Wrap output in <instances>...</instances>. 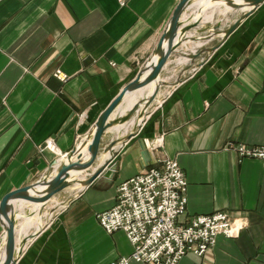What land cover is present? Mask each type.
I'll use <instances>...</instances> for the list:
<instances>
[{"label": "crops", "instance_id": "obj_1", "mask_svg": "<svg viewBox=\"0 0 264 264\" xmlns=\"http://www.w3.org/2000/svg\"><path fill=\"white\" fill-rule=\"evenodd\" d=\"M124 1L0 0V203L48 173L93 128L152 56L180 0ZM197 11H188L184 22H195ZM237 15L224 5L209 7L202 24L224 28ZM218 43L198 40L179 50L196 54ZM57 70L69 76L66 83ZM179 77L181 84L161 91L139 134L116 147V179L98 177L62 192L53 217L46 214L42 228L30 231L17 264H110L129 256L126 234H107L97 215L113 208L122 182L170 159L189 183L180 224L217 211L249 222L238 238L218 236L205 255L188 254L179 264H264V161L241 160L230 148L264 146V4L214 53L173 56L162 79ZM159 136L163 146H146L145 155L142 140ZM50 142L55 149L47 148Z\"/></svg>", "mask_w": 264, "mask_h": 264}, {"label": "water", "instance_id": "obj_2", "mask_svg": "<svg viewBox=\"0 0 264 264\" xmlns=\"http://www.w3.org/2000/svg\"><path fill=\"white\" fill-rule=\"evenodd\" d=\"M215 1V0H214ZM223 5L227 8V13L237 11L236 20L228 26L222 28V23L203 25L202 18L195 20L193 23L184 22V18L188 11L196 7L195 0H180L175 9L166 30L161 35L159 42L155 47L152 56L145 61L136 77L126 84L117 96L104 109L102 114L96 120L93 128L82 137L81 141L66 154L60 155L54 159L48 169V173L44 174L37 181L25 185V187L11 190L7 193L0 203V224L5 235V261L2 264H17L22 249L26 246L27 240L31 235H27L21 242L17 244V227L21 219L23 203L42 204V213L49 203L53 202L56 195L68 190L70 187L80 184L84 189L95 184L98 177L108 179L112 182L116 179L118 173V162L113 163L116 159V147L121 143L132 140L139 134L140 126L123 135H118L112 139L109 144L104 146V138L106 134L112 130L135 118L143 116V123L146 121L148 114L153 110L155 102L161 95V91L168 87L177 86L182 83L181 77L175 82L162 79V73L167 67L168 61L173 56H189L190 59L196 60L203 55L207 56L214 53L221 43L235 32L244 20L251 16L258 9L264 0H223ZM210 7H214L211 5ZM202 14V9L197 11ZM196 31L195 36H189L188 33ZM219 41L216 46L210 48H202L196 54H185L179 49L188 42L210 41L211 39ZM206 58V57H205ZM197 66L204 65V61L197 63ZM187 68L185 72L189 71ZM153 82L157 85L150 97L141 98L132 107L128 108L125 113L122 109L127 104L130 96L139 93L140 90L146 88ZM88 145L87 153H79L78 145ZM145 155L150 154L146 148L145 140H142ZM101 153H109L111 157L103 162L92 173V168L96 167L97 161ZM113 163V164H112ZM87 174L82 180L79 177ZM77 174V175H76ZM25 214H31L32 211L28 206L24 210ZM54 215V212H50ZM0 238V246H1Z\"/></svg>", "mask_w": 264, "mask_h": 264}, {"label": "built area", "instance_id": "obj_3", "mask_svg": "<svg viewBox=\"0 0 264 264\" xmlns=\"http://www.w3.org/2000/svg\"><path fill=\"white\" fill-rule=\"evenodd\" d=\"M120 5H125L120 0ZM115 66V64H112ZM62 83L69 76L61 70L54 73ZM162 106V102L158 107ZM164 138L146 140L152 150L163 146ZM55 149L53 142L47 145ZM239 158L264 161V146L245 143L230 144ZM188 180L176 160H165L160 167L151 168L122 182L112 209L97 215L105 232L113 235L123 231L132 243L133 251L110 264H179L188 254L202 257L217 244L218 236L238 238L248 226L246 215L216 213L192 217L187 224L179 218L186 214Z\"/></svg>", "mask_w": 264, "mask_h": 264}, {"label": "bare ground", "instance_id": "obj_4", "mask_svg": "<svg viewBox=\"0 0 264 264\" xmlns=\"http://www.w3.org/2000/svg\"><path fill=\"white\" fill-rule=\"evenodd\" d=\"M195 4L198 6V8L202 9V11L208 9L211 5L213 6H221L223 5V0H195ZM219 9V8H218ZM225 15V14H224ZM202 16V14L197 15V17L194 20L199 19ZM208 20V19H207ZM157 83L153 82L146 88L142 89L139 91V93L133 94L132 96L129 97L127 104L125 107L122 109V113H125L128 108L132 107L136 102L139 101V99L144 98L147 99L150 97L156 87ZM160 98V97H159ZM143 121V116H140V118H135L132 119L131 121L125 123L123 126H119L116 129L112 130L117 132L119 135L125 136L128 134L130 131L136 130L140 124ZM87 146H84L83 143L78 145V152L79 153H87ZM147 148V147H146ZM100 159L105 162L107 159L111 157V154L109 153H101ZM77 175V174H76ZM82 177V176H81ZM80 179V177H79ZM77 188L80 187V184L75 185ZM28 206L30 210L32 211L31 214H25L24 210ZM42 204H25L23 203L22 205V211L20 212L21 219L19 220V225L17 227V244L21 242L27 235L29 236V233L32 229H37L40 230L43 226L44 223V216L46 215L44 212L42 213L41 210ZM61 206H64L62 204ZM58 208V207H55ZM54 208V209H55ZM49 219L53 217L52 213H48L46 215ZM5 235L2 236L1 240V246H0V264H2L5 261V256H6V249H5Z\"/></svg>", "mask_w": 264, "mask_h": 264}, {"label": "rangeland", "instance_id": "obj_5", "mask_svg": "<svg viewBox=\"0 0 264 264\" xmlns=\"http://www.w3.org/2000/svg\"><path fill=\"white\" fill-rule=\"evenodd\" d=\"M232 12H235V11H232ZM118 135L119 134L117 132H115V131L111 132V134H106V136L104 138V140H105L104 141V146H106L107 144H109L111 142V140L112 139H115ZM63 194H64V192H63ZM61 195H62V193H60V194H58V195L55 196V198L53 199L55 201V203H52L51 202V203L48 204V206L44 209V213L45 214H48L50 212H55L56 210H58V208H55L54 209L53 207H55V205H56L57 202H62L63 201V199H60L61 198ZM45 221H46V219H45Z\"/></svg>", "mask_w": 264, "mask_h": 264}]
</instances>
